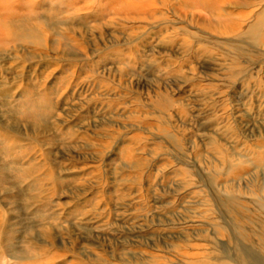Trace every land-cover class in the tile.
I'll list each match as a JSON object with an SVG mask.
<instances>
[{
    "label": "rangeland",
    "instance_id": "1",
    "mask_svg": "<svg viewBox=\"0 0 264 264\" xmlns=\"http://www.w3.org/2000/svg\"><path fill=\"white\" fill-rule=\"evenodd\" d=\"M178 253L264 264V0H0V264Z\"/></svg>",
    "mask_w": 264,
    "mask_h": 264
},
{
    "label": "bare ground",
    "instance_id": "2",
    "mask_svg": "<svg viewBox=\"0 0 264 264\" xmlns=\"http://www.w3.org/2000/svg\"><path fill=\"white\" fill-rule=\"evenodd\" d=\"M33 227L29 226L25 228V232H31ZM29 236V235H28ZM30 241L29 243L32 244V246H46L49 249H52L55 247L56 244V238L52 237L49 240L43 241L38 240L36 237L29 236ZM50 237V236H49ZM43 249V248H42ZM49 251V250H48ZM162 252V251H161ZM185 252V251H184ZM187 252V251H186ZM177 257L175 255H136L135 259H125L120 260L123 264H251L250 262L245 260V263H243L241 260L236 261L232 257L228 256H213V257H205L204 255L199 256V254H189V253H178ZM222 254V253H221ZM127 256V255H126ZM128 256H130L128 254ZM211 256V255H210ZM56 257H51L54 260ZM59 259V257L57 258ZM131 260V261H129ZM55 261V260H54Z\"/></svg>",
    "mask_w": 264,
    "mask_h": 264
}]
</instances>
